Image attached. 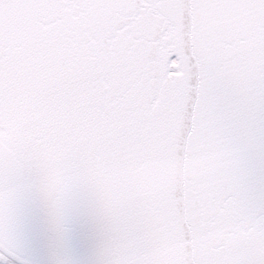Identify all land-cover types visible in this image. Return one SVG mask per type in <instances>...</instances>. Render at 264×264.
Instances as JSON below:
<instances>
[{
    "label": "snow or ice",
    "instance_id": "obj_1",
    "mask_svg": "<svg viewBox=\"0 0 264 264\" xmlns=\"http://www.w3.org/2000/svg\"><path fill=\"white\" fill-rule=\"evenodd\" d=\"M0 264H264V0H0Z\"/></svg>",
    "mask_w": 264,
    "mask_h": 264
}]
</instances>
